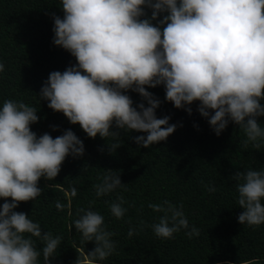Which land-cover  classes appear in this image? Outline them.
<instances>
[{"label":"clouds","instance_id":"obj_1","mask_svg":"<svg viewBox=\"0 0 264 264\" xmlns=\"http://www.w3.org/2000/svg\"><path fill=\"white\" fill-rule=\"evenodd\" d=\"M63 18L54 16L53 43L67 50L76 65L63 73L53 71L40 90L48 108L61 112L89 138L119 137L113 124L127 132L145 133L133 138L143 148L164 141L175 129L169 117L157 118L160 101L146 90L163 85L165 100L177 109L198 101V113L208 119L217 136L229 121L243 128L247 142L264 138L257 117L264 116V0H61ZM151 8V17L144 8ZM158 26H153L160 14ZM166 25V26H165ZM0 64V72L3 71ZM138 93L144 102L133 107L127 91ZM37 110L23 102L6 100L0 108V264H38L40 252L32 237L44 242L45 264H49L61 243L60 237L42 234L39 223L14 211L19 203L41 195V177L53 180L65 158L84 153L83 142L71 131L53 138L39 137L30 125L38 122ZM53 130H56L53 128ZM121 143L117 139L109 152ZM254 143V147L259 148ZM240 224L264 223V171H238L233 176ZM121 185L119 175L106 176L96 187L97 196ZM209 191H215L210 188ZM76 195V189H71ZM10 198V202H9ZM167 208L152 225L157 237L170 239L189 227L181 210L167 201ZM62 210L64 205L56 203ZM117 219L126 209L111 205ZM74 228L84 242L95 247L78 264H96L114 250L111 233L104 230V217L84 211ZM171 212V217L167 213ZM171 219V224L169 220ZM133 233L130 230L128 235ZM199 235L193 228L187 233Z\"/></svg>","mask_w":264,"mask_h":264},{"label":"trees","instance_id":"obj_2","mask_svg":"<svg viewBox=\"0 0 264 264\" xmlns=\"http://www.w3.org/2000/svg\"><path fill=\"white\" fill-rule=\"evenodd\" d=\"M143 10L145 16L140 19L150 18L151 8ZM165 14L152 20L153 26H158ZM63 15L61 0H0V64L4 66L0 72V108L6 100L23 102L37 110L38 122L30 125L37 137L48 133L56 138L71 130L84 145L83 155L69 154L53 180L41 177L39 197L14 209L39 223L42 234L49 232L61 238L49 264H78L94 249L95 243L84 242L74 228V221L84 214L82 209L102 215V227L112 234L113 252L96 264H264V223L249 226L238 222L243 209L238 205L237 182L232 179L238 171H264V138L245 143L243 128L232 121L217 136L208 119L198 113V101L185 106L191 108L189 115L185 108L177 109L165 100L163 85L145 87L160 101L156 117L167 116L169 124L177 126L166 140L143 148L133 138L145 133L120 130L114 124L110 131H118V138L104 139L99 134L89 138L78 124H71L40 98L51 72L63 73L76 65L67 50L53 43V17L62 19ZM125 94L133 107L144 102L134 91ZM260 103L264 105V100ZM256 119L264 129V116ZM117 139L121 146L110 153L108 146ZM114 175H119L121 185L97 196L96 187L106 176ZM72 188L76 189L74 197ZM165 201L181 210L189 225L170 239L154 234L152 225L165 213L149 207L167 208ZM4 202L0 199V205ZM57 202L64 205L62 210L56 208ZM114 203L126 209L119 219L110 210ZM167 215L170 218L171 212ZM193 228L199 235L187 234ZM32 239L41 253L38 264H45L44 242Z\"/></svg>","mask_w":264,"mask_h":264}]
</instances>
